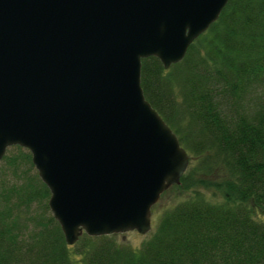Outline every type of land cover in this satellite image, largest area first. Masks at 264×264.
<instances>
[{"label":"water","instance_id":"water-1","mask_svg":"<svg viewBox=\"0 0 264 264\" xmlns=\"http://www.w3.org/2000/svg\"><path fill=\"white\" fill-rule=\"evenodd\" d=\"M227 0H0V158L28 149L66 244L150 228L189 155L144 97Z\"/></svg>","mask_w":264,"mask_h":264},{"label":"trees","instance_id":"trees-1","mask_svg":"<svg viewBox=\"0 0 264 264\" xmlns=\"http://www.w3.org/2000/svg\"><path fill=\"white\" fill-rule=\"evenodd\" d=\"M140 86L189 155L169 186L189 195L139 246L85 233L66 244L35 173L0 182V264H264V0H227L167 68L141 58ZM16 147L2 156L13 173L31 166Z\"/></svg>","mask_w":264,"mask_h":264},{"label":"rangeland","instance_id":"rangeland-1","mask_svg":"<svg viewBox=\"0 0 264 264\" xmlns=\"http://www.w3.org/2000/svg\"><path fill=\"white\" fill-rule=\"evenodd\" d=\"M17 146H19V145H17ZM19 147L23 150L28 151V149L23 147V146H19ZM16 152H18V148L16 147L15 144H13V145H9L5 148L3 155H5V154L7 155L9 153L10 154H16ZM3 162L4 161L1 157L0 158V182H3L4 184L18 183V182L24 180L26 178V175H30L32 173H35L37 175L36 169L34 168L32 162H31V166H29L28 164H25L24 162L22 163V161H21L17 165V169L14 173H13V170H11L10 167H7L6 165H4ZM201 189L204 192V195L209 200L218 199V195L216 193H214L213 191L208 190V189H203V188H201ZM188 195H189V190L177 191L174 188L168 187L163 192V194L157 199V201L152 205V207L150 208V228L147 232L139 233L136 230H129V231H125V232H117V233H111V234L115 237V239L117 241L128 243V244L130 243V245L133 247L139 246L142 243V241H144L147 237H149V235L153 231L154 226H155V222L157 220L158 213L160 212V210L165 205L170 204V203L175 202V201H178L182 198H185ZM47 198H48V196L45 197V199H44L46 204H47ZM47 210H48V212H50L48 206H47ZM21 213H23V212L21 211Z\"/></svg>","mask_w":264,"mask_h":264}]
</instances>
